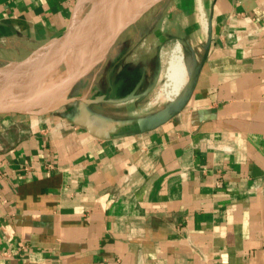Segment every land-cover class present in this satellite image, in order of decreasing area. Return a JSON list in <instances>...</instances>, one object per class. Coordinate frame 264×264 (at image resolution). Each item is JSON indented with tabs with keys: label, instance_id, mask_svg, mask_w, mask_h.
<instances>
[{
	"label": "crops",
	"instance_id": "obj_1",
	"mask_svg": "<svg viewBox=\"0 0 264 264\" xmlns=\"http://www.w3.org/2000/svg\"><path fill=\"white\" fill-rule=\"evenodd\" d=\"M79 1L0 0V67ZM172 40L186 82L147 105ZM71 96L0 115V264H264V0H162Z\"/></svg>",
	"mask_w": 264,
	"mask_h": 264
},
{
	"label": "water",
	"instance_id": "obj_2",
	"mask_svg": "<svg viewBox=\"0 0 264 264\" xmlns=\"http://www.w3.org/2000/svg\"><path fill=\"white\" fill-rule=\"evenodd\" d=\"M160 1L80 0L59 39L25 61L0 67V115L46 116L75 102L77 98L71 94L80 81L105 60L120 35ZM32 62L43 66L33 69ZM15 73L23 75L15 77ZM12 76L19 78L20 85L8 88ZM147 93L134 92L114 100L98 96L85 102L124 103Z\"/></svg>",
	"mask_w": 264,
	"mask_h": 264
},
{
	"label": "bare ground",
	"instance_id": "obj_3",
	"mask_svg": "<svg viewBox=\"0 0 264 264\" xmlns=\"http://www.w3.org/2000/svg\"><path fill=\"white\" fill-rule=\"evenodd\" d=\"M139 1L146 2V0H139ZM100 19L101 18H99V22ZM180 45L181 44L176 43L168 53H166L167 51H164L163 53L164 62H166V69L164 72H162V78L165 77L166 82H164V85L160 89V93L156 97L155 101L172 100L176 95L179 94V92L181 91L182 87L186 82L187 68H186L182 48ZM165 58L167 59L166 61ZM35 64H36L35 62H32L31 65H35ZM12 75L16 77L19 75L22 76L23 74L15 73ZM19 85H20L19 78H14L13 76L11 79H9V82L7 83L8 88L15 86L17 87Z\"/></svg>",
	"mask_w": 264,
	"mask_h": 264
},
{
	"label": "rangeland",
	"instance_id": "obj_4",
	"mask_svg": "<svg viewBox=\"0 0 264 264\" xmlns=\"http://www.w3.org/2000/svg\"><path fill=\"white\" fill-rule=\"evenodd\" d=\"M106 29L105 30H107V28H109V25H107L106 27H105ZM83 30V29H82ZM81 30V31H82ZM100 31V29H99V26H97V28L95 29V32L96 33H98ZM82 35V34H81ZM177 43V41H174V40H172V41H170V43L169 44H167V46H166V49L164 50V51H167L166 53H168L170 50H171V48L175 45ZM167 57V56H166ZM162 72H164L165 71V69H166V62H164V55L162 54ZM167 59L165 58V61H166ZM43 66V64L42 63H39V65L38 66H36L35 68H33V69H38V68H40V67H42ZM32 69V68H31ZM164 82H166V78L165 77H163L162 78V80H161V82H160V84L156 87V89L154 90V92L153 93H151L149 96H148V98L145 100V104H151V103H153V101H155V99H156V97L159 95V93H160V89L162 88V86L164 85ZM159 100H157V101H155V102H158ZM169 100H160V102H162V103H166V102H168Z\"/></svg>",
	"mask_w": 264,
	"mask_h": 264
}]
</instances>
